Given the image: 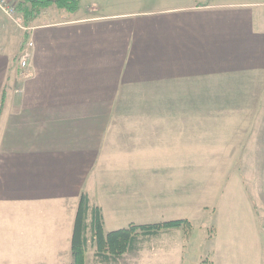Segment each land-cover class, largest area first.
<instances>
[{
	"label": "crops",
	"instance_id": "0c3cea01",
	"mask_svg": "<svg viewBox=\"0 0 264 264\" xmlns=\"http://www.w3.org/2000/svg\"><path fill=\"white\" fill-rule=\"evenodd\" d=\"M26 26L0 32V264H68L83 192L106 231L179 217L144 197L175 194L188 170L223 173L198 194L232 192L208 261L264 264V0H80ZM194 215L202 234L211 215ZM180 236L110 259L92 248L84 264L195 263L184 246L200 237Z\"/></svg>",
	"mask_w": 264,
	"mask_h": 264
},
{
	"label": "rangeland",
	"instance_id": "374dc122",
	"mask_svg": "<svg viewBox=\"0 0 264 264\" xmlns=\"http://www.w3.org/2000/svg\"><path fill=\"white\" fill-rule=\"evenodd\" d=\"M13 4L17 6L21 2V0H10ZM3 15V14H2ZM0 15V32L8 29V28H15L13 25H11L10 21L3 15ZM6 25V26H5ZM19 54V53H18ZM18 57V56H17ZM247 156V155H246ZM249 156V155H248ZM250 158L255 160L254 155H250ZM244 160V158L242 159ZM245 161V160H244ZM228 162V161H227ZM232 172V171H229ZM184 173H187V176L184 175ZM176 187L175 194L168 193V188H163L160 195H157L155 193H152V190L149 192H146L144 201L146 203L151 202L153 203V199L156 200L157 198H160L161 202V209L162 211L160 213H177L179 217H173V218H167V219H160V218H150V219H137L139 222L143 223H152V222H161V221H167V220H174V219H184L187 220L188 223L186 225H182L180 227H173L172 230H165L166 232H161V235L158 237H150V238H144L143 239V246H145L147 249L152 248H159L162 244H167L168 241L175 242L177 244L180 243L181 234H186L187 237L193 236L196 239L194 242H197V239L200 237V243L197 245L196 248L191 246V244H188L187 241H185L184 246V253L186 252V256L188 253H194L198 254L200 257L199 260L194 261L193 264H202L203 262L208 263L207 257L209 256L210 252V246L212 245V240H210L209 235L212 232V228L215 225V220L217 217V214L215 216L214 213H224L225 215L231 216V213L233 212V204H232V198L229 196H232V192L226 191L225 195H213L212 193L209 194H198V186H194L195 182H200L202 180H206L209 178V180L216 181V177L220 176V179L222 178L223 173L221 171L216 170H188V171H176ZM183 183H188V187L184 188L181 187ZM190 185V186H189ZM197 190V191H195ZM176 199L171 200L170 203L166 201V199ZM214 198V199H213ZM151 207V205H150ZM202 209V210H201ZM148 211L146 210L145 213ZM194 213H210V220L209 223H207L204 227L201 226L202 234H199L200 232L196 234H192V229L196 224H200L201 221L209 219L208 217H205L200 220L199 215H194ZM205 216H208L207 214ZM197 217V218H196ZM196 219V220H194ZM193 220V223H192ZM259 223L262 227H264V218L260 217ZM192 223V224H191ZM134 224V223H133ZM108 227V225H107ZM176 229V230H174ZM108 230V229H106ZM104 230V232H108ZM168 231V232H167ZM193 247V248H192ZM92 249L90 247L88 250ZM88 250L86 252H88ZM86 256V254H85ZM198 256V257H199ZM173 258V257H172ZM188 262H184V264H188Z\"/></svg>",
	"mask_w": 264,
	"mask_h": 264
},
{
	"label": "trees",
	"instance_id": "16d2710c",
	"mask_svg": "<svg viewBox=\"0 0 264 264\" xmlns=\"http://www.w3.org/2000/svg\"><path fill=\"white\" fill-rule=\"evenodd\" d=\"M56 5L60 10L75 12L80 0H21L18 11L26 24L37 18L41 12ZM187 220L174 219L148 224H129L126 227L104 232L103 215L100 207L91 206L87 193L79 196L70 242L71 260L68 264H84L86 251L92 247L95 256L119 257L127 251L139 248L144 238L155 236L162 230L186 225ZM202 264H211L203 262Z\"/></svg>",
	"mask_w": 264,
	"mask_h": 264
},
{
	"label": "built area",
	"instance_id": "2783aa9c",
	"mask_svg": "<svg viewBox=\"0 0 264 264\" xmlns=\"http://www.w3.org/2000/svg\"><path fill=\"white\" fill-rule=\"evenodd\" d=\"M0 12L10 21V23L27 33L30 27L26 26L24 17L17 9V6L10 2V0H0ZM34 49V41L29 37L21 46L18 57L17 66L19 69L20 76L22 78H28L33 75L31 59Z\"/></svg>",
	"mask_w": 264,
	"mask_h": 264
},
{
	"label": "bare ground",
	"instance_id": "6f19581e",
	"mask_svg": "<svg viewBox=\"0 0 264 264\" xmlns=\"http://www.w3.org/2000/svg\"><path fill=\"white\" fill-rule=\"evenodd\" d=\"M25 41V40H24Z\"/></svg>",
	"mask_w": 264,
	"mask_h": 264
}]
</instances>
